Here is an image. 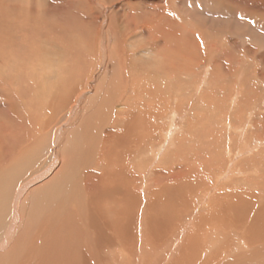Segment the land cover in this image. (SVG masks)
I'll return each instance as SVG.
<instances>
[{
  "label": "rangeland",
  "instance_id": "rangeland-1",
  "mask_svg": "<svg viewBox=\"0 0 264 264\" xmlns=\"http://www.w3.org/2000/svg\"><path fill=\"white\" fill-rule=\"evenodd\" d=\"M263 139L264 0H0V264H264Z\"/></svg>",
  "mask_w": 264,
  "mask_h": 264
},
{
  "label": "bare ground",
  "instance_id": "bare-ground-1",
  "mask_svg": "<svg viewBox=\"0 0 264 264\" xmlns=\"http://www.w3.org/2000/svg\"><path fill=\"white\" fill-rule=\"evenodd\" d=\"M213 57V56H212ZM172 67V66H171ZM80 70V73L83 71V70H81V69H79ZM79 73V74H80ZM232 73V72H231ZM18 74V73H17ZM84 74V73H83ZM82 74V75H83ZM22 75V74H21ZM165 75V74H164ZM125 76V75H124ZM156 76V75H155ZM127 77V76H126ZM243 78V77H242ZM75 79H76V77L72 80V81H75ZM79 78L77 77V80H78ZM127 79V78H126ZM240 79H241V77H240ZM158 80V79H157ZM71 81V82H72ZM73 83V82H72ZM74 83H76V82H74ZM74 83H73V85H74ZM154 83V82H153ZM243 83V82H242ZM71 84V83H70ZM78 84V83H77ZM123 84V83H122ZM127 84V83H126ZM136 84V83H135ZM166 84V83H165ZM124 85V84H123ZM153 85V84H152ZM243 85V84H242ZM78 86L79 85H77V88H78ZM135 86V85H134ZM156 86V85H155ZM124 87H125V85H124ZM162 87V86H161ZM240 87V86H239ZM71 88V87H70ZM133 88V87H132ZM63 89V88H62ZM128 89V88H127ZM240 89V88H239ZM71 90V89H70ZM75 90V89H74ZM238 90V89H237ZM79 91H81V90H79ZM241 91V90H240ZM239 91V92H240ZM63 92V91H62ZM66 92V91H65ZM29 93V92H28ZM66 94H70V93H66ZM79 94V93H78ZM161 94V93H160ZM236 94H238L237 92H236ZM79 95H81V92H80V94ZM166 95H164V97H165ZM70 97H71V95H70ZM151 97V96H150ZM163 97V98H164ZM239 98V97H238ZM156 99V98H155ZM65 100H66V98H65ZM70 100V99H69ZM260 100V99H259ZM156 101H159V100H156ZM70 102V101H69ZM152 102V101H151ZM66 103V102H65ZM154 103H155V101H154ZM236 104V103H235ZM151 105V104H150ZM157 105V104H156ZM234 105V104H233ZM70 106V105H69ZM71 106H72V104H71ZM153 106V105H152ZM237 106V105H236ZM148 108V111H146V113H147V117H149V114H151L152 113V109L150 108V106L149 107H147ZM155 108V107H154ZM253 108V107H252ZM241 109V108H240ZM239 109V110H240ZM222 111V110H221ZM236 111V110H235ZM150 112V113H149ZM236 112H238V111H236ZM239 113H240V111H239ZM232 114H233V112H232ZM247 114V113H246ZM141 115V114H140ZM175 113L174 114H171V115H169V121H167L168 122V124H167V127H165V129H163V139L159 142V144L157 145L158 147H156L157 149V153H155L156 155L158 154V155H160V153H168V152H170V150L174 147L175 148V146H176V144H177V140H178V135H177V133L179 132L178 130H180V126L179 125H177V123H176V120H175ZM212 115V114H211ZM214 115V114H213ZM221 115V117H223L222 116V114H220ZM219 115V116H220ZM157 116V115H156ZM232 116V115H231ZM248 116V115H247ZM158 117V116H157ZM234 116H232V118H233ZM242 117V116H241ZM245 117V116H244ZM131 119V118H130ZM218 119H221V118H219L218 117ZM228 119H230V118H228ZM240 119V118H239ZM239 119H237V120H239ZM231 121H232V119H230ZM233 120H234V118H233ZM225 122V121H224ZM233 122V121H232ZM236 122V121H235ZM241 123H242V121H240ZM130 123V122H129ZM212 123V122H211ZM238 123V122H237ZM240 123V124H241ZM246 123V122H245ZM239 124V123H238ZM6 125V124H5ZM4 125V126H5ZM135 125V124H134ZM184 125V124H183ZM235 125V124H234ZM234 125H232V126H234ZM244 125V124H243ZM230 126H231V123H230ZM231 126V127H232ZM237 126H239V125H237ZM133 127V126H132ZM136 129L134 130L135 131V133L134 134H136V136H137V138L135 139V140H132V138H129L128 140V143H129V149H130V154L132 155V152H136L137 154H138V150L139 149H141L142 147H140L141 146V140H140V138L138 139V137L140 136V137H144V136H147V137H149L151 134H152V131L151 130H148V131H146V132H144V133H141L140 131H139V128H138V126L136 125ZM150 127H151V125H150ZM200 127V126H199ZM210 127V128H209ZM241 127V126H240ZM239 127V128H240ZM2 128V127H1ZM126 128V127H125ZM131 128V127H130ZM134 128V127H133ZM243 128H244V126H243ZM145 129V128H144ZM202 129V128H201ZM246 129V128H245ZM191 130H192V128H191ZM243 130V129H242ZM248 130V129H247ZM125 131H126V129H125ZM133 131V132H134ZM195 131V130H194ZM238 131V130H237ZM240 131V130H239ZM115 132V131H114ZM200 132V131H199ZM229 132H231L230 130H229ZM242 132V131H241ZM112 133V131L111 130H107V132H106V137L104 136V140H103V142H102V145H100L99 147H98V149L100 150V152H101V155H100V158H99V164L101 163V164H105L104 166H106V163L107 162H112L114 159H112V156L111 155H108V153H106V151H105V149H107V147L109 146V140L111 139V138H109V136H112L113 134H111ZM126 133V132H125ZM192 133H194V132H192ZM195 133H196V131H195ZM203 133H205L204 131H203ZM203 133H199V134H203ZM208 133H209V135L212 137V140H215L216 142V144H220L221 143V139L219 138V136L221 137V132L219 133V131H217L216 132V130H213V128L211 127V126H208ZM232 133V132H231ZM239 133V132H238ZM17 134V133H16ZM120 134V133H119ZM185 134V133H184ZM218 134H219V136H218ZM125 135V134H124ZM196 135V134H195ZM197 135H198V133H197ZM205 135V134H204ZM242 135H244V134H242ZM247 135V134H246ZM20 136V135H19ZM182 136V135H181ZM185 136V135H184ZM217 137V138H214V137ZM260 136V135H259ZM204 137V136H203ZM228 137V136H227ZM229 137H230V134H229ZM231 137H232V135H231ZM122 138V137H121ZM124 138V137H123ZM206 138V137H205ZM207 138H209V137H207ZM260 138V137H259ZM113 139V138H112ZM117 139V138H116ZM181 139V138H180ZM182 140V139H181ZM206 140V139H205ZM264 140V139H263ZM183 142H185L184 140H182ZM116 142V141H115ZM180 142V141H179ZM113 143H114V141H113ZM112 143V144H113ZM119 143H121V142H119ZM133 143V144H132ZM186 143V142H185ZM213 143V142H212ZM232 143H233V141H232ZM206 144H207V142H206ZM205 144V145H206ZM208 145V144H207ZM234 145V144H233ZM219 146V145H218ZM180 147H181V144H180ZM207 147V146H206ZM211 147V146H210ZM248 147H250V148H248ZM125 148V147H124ZM251 146H248L247 145V147L245 148L244 147V149L246 150V149H248V153L250 154V152H252V150H251ZM194 149V148H193ZM98 150V151H99ZM142 150V149H141ZM179 150V149H178ZM120 151V150H119ZM140 151V150H139ZM151 151V150H150ZM189 151V150H188ZM210 151H214V148H210ZM118 152V151H117ZM153 152V151H152ZM191 152V151H190ZM121 153V152H120ZM175 153V152H174ZM174 153H169V155H171V154H173V157L175 156V154ZM189 153V152H188ZM194 154V153H193ZM254 154V153H253ZM157 155V156H158ZM177 155V154H176ZM257 155H259V154H257ZM168 156V155H167ZM198 155H196V154H194V157H193V159H199L198 161H196L197 163H194L195 165H197V166H194V165H192L190 168H188V170L190 169V170H197L198 168V165L201 163V162H203L199 157H197ZM189 157H191V156H189ZM197 157V158H196ZM205 157V156H204ZM256 157V156H255ZM164 158V157H163ZM178 158V157H177ZM184 158V157H183ZM211 159H212V157H210ZM258 158V156L256 157V159ZM166 159H168V158H166ZM189 159H191V158H189ZM62 160V159H61ZM173 160V159H172ZM177 160V159H176ZM186 160V159H185ZM251 160V162H253V160H254V158H251L250 159ZM261 159H259V161H260ZM207 161V158H205L204 159V162H206ZM66 162V161H65ZM94 162V161H93ZM97 162V161H96ZM186 162V161H185ZM128 164H130V163H127V165ZM112 164H107V167H112L111 166ZM126 165V164H125ZM114 166V165H113ZM186 166H190V165H186ZM94 167V166H93ZM125 168V167H124ZM130 168V167H129ZM128 168V169H129ZM134 167H132V169H133ZM84 169H86V168H84ZM107 169H109V168H107ZM114 169V168H113ZM115 169H117V168H115ZM181 169V168H180ZM106 170V169H105ZM123 168H121V171L120 170H113V171H109L108 173H107V178H109V177H111V175H117V174H120L119 172H122V173H127L128 175H129V173L131 172V177L128 179V181L126 182V184H125V186H124V188H123V190L124 191H126V198L125 199H127V206H125L124 208H125V210L124 209H121V210H124V217H125V219H126V221H128L129 223L130 222H132L133 220H134V215L131 213L130 214V211L132 212L133 210H132V207H133V204H136V199H137V196H139V194L141 193V191H140V187L139 188H137V184H136V180H138V175H135V173L130 169V170H127V172L125 171V170H123ZM138 170V169H137ZM177 170V169H176ZM226 170H228V169H226ZM178 172H176V174H172V176H170V179H173V178H175L176 176H177V174H178V176L180 177L181 176V170H177ZM102 172V171H101ZM171 172V171H170ZM198 171H196V173H197ZM225 172V171H224ZM174 173V172H173ZM216 173V172H215ZM45 174V173H44ZM101 174V173H100ZM230 174H232V173H230ZM19 175V174H18ZM41 175H43V174H41ZM92 174H90V176H91ZM166 175H167V172H166ZM68 176V175H67ZM105 176V177H106ZM136 176V177H135ZM220 176V175H219ZM13 177V176H12ZM17 177V176H16ZM36 177V176H35ZM55 177V176H54ZM63 177V176H62ZM172 177V178H171ZM205 178H206V176H204ZM85 178V177H84ZM196 178V177H195ZM200 178V177H199ZM255 178V177H254ZM12 179V178H11ZM39 179V178H38ZM69 179V178H68ZM89 179V178H88ZM201 179H202V177H201ZM207 179V178H206ZM8 180V179H7ZM35 180V179H34ZM218 180V179H217ZM261 180V179H260ZM56 181V180H55ZM64 181V180H63ZM69 181V180H68ZM92 181V180H91ZM90 181V182H91ZM201 182H202V180H200ZM33 182V181H32ZM89 181H88V183H89V188L91 189V183H90ZM154 182V181H153ZM264 182V181H263ZM30 183H31V181H30ZM61 183H62V179H61ZM192 183H194V181H192ZM217 183H218V181H217ZM8 184H10L9 183V181H7V183L5 182V180L0 176V197L1 198H4V196L5 195H7V186H8ZM12 184V183H11ZM14 184V183H13ZM87 184V183H86ZM197 184V183H196ZM223 184V183H222ZM56 185V184H55ZM236 185V184H235ZM263 185V184H262ZM20 186V185H19ZM64 186V185H63ZM139 186V185H138ZM209 186V185H208ZM215 186V185H214ZM10 187V186H9ZM28 187V182H26L25 184H23V185H21L18 189H17V191H16V196L14 197V199H15V201H17L18 200V198H19V196L21 195L22 196V193L23 192H25V190H26V188ZM47 187V186H46ZM61 187V186H60ZM59 187V188H60ZM84 187V186H83ZM216 187V186H215ZM214 187V188H215ZM252 187V186H251ZM86 188H88V186L86 187ZM8 189H10V188H8ZM122 189V188H121ZM46 191H47V189H45ZM48 190H49V188H48ZM71 190V189H70ZM193 190H194V188H193ZM203 190V189H202ZM206 190V189H205ZM214 190H216V189H214ZM213 190V191H214ZM217 190H220V189H217ZM248 190V189H247ZM262 190V189H261ZM148 191V190H147ZM232 191V190H231ZM5 192H6V194H5ZM58 192V191H57ZM219 192V191H218ZM252 192V191H251ZM260 192V191H259ZM45 193V192H44ZM51 193V192H50ZM53 193H55V192H53ZM88 193V192H87ZM254 193V192H253ZM260 193H262V192H260ZM264 193V192H263ZM263 193H262V195H263ZM2 194V195H1ZM201 194V193H200ZM208 194V193H207ZM212 194H214V193H212ZM245 194V193H244ZM255 194V193H254ZM258 194V193H257ZM55 195V194H54ZM61 195V194H60ZM65 195V194H64ZM217 195V194H216ZM234 195V194H233ZM240 195V194H239ZM47 196V195H46ZM177 196V195H176ZM203 196V195H202ZM213 196V195H212ZM255 196V195H254ZM45 197V196H44ZM44 197H42V198H44ZM162 197V196H161ZM210 197V196H209ZM244 197V196H243ZM259 197H261V196H259ZM258 197V198H259ZM48 198V197H47ZM245 198V197H244ZM246 198H248V197H246ZM51 199V198H50ZM49 199V200H50ZM62 199H64V198H62ZM139 199V198H138ZM137 199V200H138ZM249 199V198H248ZM252 199V198H251ZM262 199H264V198H262ZM44 200V199H43ZM76 200V199H75ZM123 200V199H122ZM1 201V200H0ZM46 201H47V199H46ZM68 201V200H67ZM141 201V200H140ZM209 201V200H208ZM215 201V200H214ZM254 201H255V198H254ZM49 202V201H48ZM47 202V203H48ZM186 202V201H185ZM245 202V201H244ZM256 202V201H255ZM257 202H259V201H257ZM264 202V201H263ZM46 203V204H47ZM52 203V202H51ZM139 203V202H138ZM223 203V202H222ZM49 204H50V202H49ZM188 204V203H187ZM262 204H264V203H262ZM66 205V204H65ZM137 205V204H136ZM190 205V204H189ZM209 205H212V204H209ZM5 206V205H4ZM191 207V206H190ZM210 207V206H209ZM212 207V206H211ZM222 207V206H221ZM264 207V206H263ZM16 208V207H15ZM119 208V207H118ZM123 208V207H122ZM209 209H212V208H209ZM258 209H259V207H258ZM13 210V209H12ZM55 210V209H54ZM186 210V209H185ZM219 212H220V209L218 210ZM211 212V211H210ZM59 213V212H58ZM261 213V212H260ZM263 213V212H262ZM198 214V213H197ZM220 214V213H219ZM18 216V213H17V211H16V215H15V218L14 219H16V217ZM259 216V215H258ZM263 216V215H262ZM137 217V216H136ZM260 217V216H259ZM13 218V217H12ZM11 218V219H12ZM121 219V218H120ZM198 219H200V218H198ZM258 220H259V218H258ZM14 221V220H13ZM12 221V222H13ZM260 221V220H259ZM262 221H263V219H262ZM211 223V222H210ZM205 224H206V222H205ZM217 224V223H216ZM256 224V223H255ZM12 225H13V223H12ZM109 226V225H108ZM216 226V225H215ZM14 227V226H13ZM12 227V228H13ZM255 227V226H254ZM257 227V226H256ZM203 228V227H202ZM102 229V228H101ZM216 229V228H215ZM14 230V229H13ZM225 231V230H224ZM8 232H9V230H8ZM226 232H227V230H226ZM6 233V232H5ZM193 233V232H192ZM221 233V232H220ZM10 234V233H9ZM122 234V233H121ZM257 234V233H256ZM191 235V234H190ZM197 235V234H196ZM234 235V234H233ZM253 236H254V233H253ZM258 237V236H257ZM256 237V238H257ZM198 238H200V237H198ZM197 238V239H198ZM262 238V237H261ZM203 239V238H202ZM186 240V239H185ZM200 240V239H199ZM229 241V240H228ZM183 242V241H182ZM186 243V242H185ZM184 244V243H183ZM241 246V245H240ZM180 249H181V247H180ZM183 249V248H182Z\"/></svg>",
  "mask_w": 264,
  "mask_h": 264
}]
</instances>
